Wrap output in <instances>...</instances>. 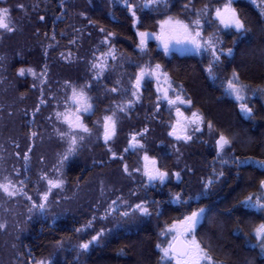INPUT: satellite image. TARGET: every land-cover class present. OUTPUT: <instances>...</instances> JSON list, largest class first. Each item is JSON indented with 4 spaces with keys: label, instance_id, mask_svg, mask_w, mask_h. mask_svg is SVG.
<instances>
[{
    "label": "trees",
    "instance_id": "16d2710c",
    "mask_svg": "<svg viewBox=\"0 0 264 264\" xmlns=\"http://www.w3.org/2000/svg\"><path fill=\"white\" fill-rule=\"evenodd\" d=\"M140 1L129 0V4L136 9L137 28L148 32L156 31L158 22L166 16L178 17L189 8L208 3L219 7L221 3L161 0L142 9ZM6 2L24 7L12 10L14 31L4 34L0 41V67L7 66L8 76L17 81L19 92L24 94L31 92L30 80L18 77L17 71L27 67L39 71L43 85L41 115L49 112L54 96L60 102L58 107H63L61 102L79 87L93 98L98 112L114 107L116 116H122L118 109L127 106L126 115L135 116L137 130H144L147 154L156 158L168 174L176 170L181 180L173 184L172 199L163 204L166 215H152L128 228L122 225L98 245H91L89 251L80 248L92 236V230L86 228L89 219L82 214L56 220L55 224L47 218L41 230L30 224L19 242L21 264H35L39 259L51 264H173L161 259L157 247H167L172 236L162 227L178 220L182 209L191 214L199 208L204 212L194 235L215 264H264V250L253 231L264 223V210L241 203L248 196L255 202L264 194V167L258 163L264 161V13L253 1H233L246 31L227 29L229 33L223 34L226 30L219 26L223 40L220 51L225 54L212 64L211 74L204 58L166 57L154 48L141 52L135 19L124 0ZM229 49L231 54L226 55ZM94 64H103L105 70ZM144 64L162 66L173 87L184 93L207 126L204 134L183 145L188 152L187 169L179 170L167 151L171 113L155 109L149 84L141 89L134 85L133 69ZM231 72L252 92L246 102L252 109L247 117L233 99L225 96ZM221 134L230 144L217 152L215 140ZM153 213L157 214L155 208Z\"/></svg>",
    "mask_w": 264,
    "mask_h": 264
},
{
    "label": "rangeland",
    "instance_id": "374dc122",
    "mask_svg": "<svg viewBox=\"0 0 264 264\" xmlns=\"http://www.w3.org/2000/svg\"><path fill=\"white\" fill-rule=\"evenodd\" d=\"M6 1L7 0H0V8H8L10 10V26L13 28L14 15L11 14L12 10H19L21 8L13 7L7 4ZM219 2H221L219 3V7H217L216 4L213 5L212 3H208L201 7H197L196 9L189 8V11L181 16L172 17L175 20L189 24L193 32L199 31L201 35L198 37V40L201 42L202 47L196 49L191 43L181 42L179 43V46H176L171 50L162 51L163 55L166 57H169L172 53L177 55H193L199 58H204L209 65L218 62L214 60L212 49L209 48L205 42H212L219 59L225 54L220 51L223 40L220 38L222 34L219 26L223 30H226L223 34H228L229 31L221 26L219 20L216 18L215 10L217 8H223L226 0H219ZM145 3V1L141 0L140 8H148L144 7ZM154 5L155 4L150 6ZM254 5L264 13V4H262L261 1L255 2ZM135 10L136 9L131 4L130 12L133 13ZM169 17L170 16H166L158 22L156 31L148 32L137 28L138 20L135 12L134 29L137 35L138 46L141 43V37L139 36L140 32L148 33L145 42H156L158 30L161 29L160 22L167 20ZM197 19L200 20V25L198 27L192 24V22ZM215 20L217 24L215 23ZM9 33L10 32L6 30L0 29V41L4 37V34L6 35ZM226 55L229 54L227 53ZM156 65L157 64L137 65L135 70L133 69V82L135 81L136 76L141 74L142 70L145 73H153L152 75H145L140 81L138 88L141 89L145 84L149 83L153 91V105L155 109L169 111L171 113L172 121L167 124V133L170 130L172 123H174L175 132L178 135L181 137H191V139L183 138V140H194L198 135L202 133L204 134L206 131L205 129H207L203 119L198 120L196 123H192L194 119L192 113L195 112L202 118L201 114L193 109L188 102L180 103L177 101L175 104L168 103L169 99L175 100L176 97L179 96V91L173 88L171 79L162 66H160L159 69H156ZM23 69L25 70L24 75L19 74L21 70L19 69L17 71V76L20 78L27 77L30 80V91L33 92L38 89V87L42 88V79L39 71L33 67ZM28 69H31L32 71H27ZM104 70L105 68L101 71ZM233 73L234 72L230 73L225 85V96L233 99L237 103L242 115L247 117L248 113L242 112L240 106L241 104H246L252 92L249 87L239 79L238 83L244 86V90L241 93L243 99L237 100L235 95L230 92L228 85V82L233 79ZM8 75L9 70L7 69V66H1L0 183L11 182V184L15 185L17 189H22V192L9 197L0 191V225H3V227H0V264H21L22 260L18 254L20 246L19 242L24 236H26L27 227L41 216H44L43 218H49L51 221H56L69 215L78 216L81 215V213L90 215L89 219L92 221L91 223L94 224V228L92 229V232H90L92 233V236L89 240L82 242V244L89 242L92 240L93 236L103 232V235L91 244L94 246L101 243L105 238L112 235L120 228H123L124 226V228L130 227L133 221L135 222L132 225L135 226L144 220L146 215H142L138 218L132 215L133 219L123 218L120 214L116 215L117 213H114L115 210L110 207L112 201L119 203L120 199L124 200L125 198H130L131 194L134 192L130 190V187H128L129 185L122 184V187L116 185L118 184V181L124 178L126 179V182H128L127 180L135 179V187L138 184L141 186V183L144 181L141 175L143 172L141 164L138 163L135 169L136 171L127 166L128 171L125 172V166H123V169L118 171V174L120 172V179L117 176L116 171L111 170L112 175H104L99 178L95 177L90 184L79 182L76 178H73V181L69 183L66 178L65 166L68 164V159L75 155L68 152L70 136L76 135L77 137L75 151L82 149L85 153L88 152L90 155V153L93 151L95 152L98 148L102 149L104 146H107L104 144L102 147L98 144L97 139L93 138H100L101 130L97 133H92L90 130L88 132L80 130L73 132L69 129V125L65 121V116L70 120H75L77 116H79L80 121L82 119V114L77 112L79 105L73 103L71 99L72 91L69 93L68 100L61 102V104L64 105L63 107H58L60 102L54 96V99L51 101L52 105L50 106L49 112L44 116L38 115V117H41L40 119L36 116L37 120L33 111L32 97L28 96V94L19 92L20 89L18 88L19 85L17 81ZM35 85L36 87L33 88ZM81 89V87L76 88L78 92ZM166 89L168 91V99L164 98V90ZM84 93L88 97V100L92 102L93 98L87 94L86 91H84ZM92 103L94 105V101ZM126 108L127 106L123 111L120 110L121 108L118 110L124 114H122V116L126 117V122H129V119H127L128 116L126 115ZM177 109H179V112H177ZM115 111L114 107L102 109L100 113L104 116L96 120L99 121L97 124L98 128H100L102 123L105 122L104 118L106 116H116ZM57 113H60L61 115L58 117ZM113 119L116 122V129L117 127L119 128V123L124 124V119L119 121H117L115 117ZM135 127L132 125V132H136L135 137L138 145H143V147L136 146L138 157L139 159L141 157L144 158L145 155L150 157L146 152L147 145L142 139L145 135L144 130L139 131ZM61 133H66L67 135L62 136ZM80 136H83L84 139L80 140ZM129 137L130 133L128 135V138ZM218 139L219 138H216V142ZM184 147L185 146L181 144L173 143L169 145V149H167V151L171 153L174 163H176L175 165L178 166L179 170L187 169L188 167V152L184 150ZM82 150L80 151L81 153H83ZM105 152L108 157L111 156L108 162L117 159V157H114L107 148L105 149ZM25 156L28 157L27 160L24 159ZM65 156H67V159H65ZM93 157L95 156H91L90 159ZM176 174L177 171H173L172 175L169 176V179L172 180L175 177L178 181L176 183H179V181H181L180 174L179 179ZM5 178H7V180ZM49 179L53 181H62V186L51 190L48 195L46 207L41 211L38 207L34 208L33 204L35 203L39 205L40 203H45L41 197L49 188ZM132 195H136L139 198L144 197L138 192ZM28 197H31V199H28ZM134 202L135 201H131V205L129 204L126 209H131V206L133 205L132 203ZM117 203L114 205H117ZM201 218L202 215L200 220ZM38 261H44V264H51L49 260ZM37 262L35 264H37Z\"/></svg>",
    "mask_w": 264,
    "mask_h": 264
},
{
    "label": "snow or ice",
    "instance_id": "6c2138e0",
    "mask_svg": "<svg viewBox=\"0 0 264 264\" xmlns=\"http://www.w3.org/2000/svg\"><path fill=\"white\" fill-rule=\"evenodd\" d=\"M161 0H147V2L144 4V7H149L153 4L160 3ZM124 3L131 8V5L129 4V0H124ZM253 3H255V0H253ZM261 3L264 4V0H261ZM233 0H226V3L224 4L223 8H217L215 10L216 12V18L219 20L220 24L223 25L225 28H235L237 32L246 31L245 23L239 16L237 10L232 7ZM19 8H23V5H18ZM133 16L135 15V12L132 13ZM43 19V17H41ZM11 20H10V10L8 8H0V29L6 30L8 32L14 31V29L10 26ZM193 25L199 26L200 20L197 19L192 22ZM161 26V33L159 36H157V39H161L164 48L167 51L170 47V44L172 43L173 39H175L176 43L186 42L191 43L195 46L196 49H200L202 47L201 42L198 40V37H200L201 33L199 31L193 32L192 28L189 24H185L182 21L175 20L172 17H169L165 21L160 22ZM103 31V29H101ZM139 36L141 37V46L145 43V39L148 36V33L140 32ZM179 36V39H176V37ZM209 48L212 49V55L214 57L215 61L219 60V56L216 55V49L212 45L211 41L205 42ZM231 49L228 50V54H231ZM115 58V57H113ZM93 67H100L103 69L104 65H96L94 64ZM160 65H156V69H159ZM27 71H32L31 69H28ZM209 73L212 72V64L209 65L208 69ZM25 70H20V75H24ZM153 73H145L143 70L141 71V74L137 76L136 79V87L138 88L140 85V81L144 78L145 75H152ZM34 75V73H33ZM239 77L233 73V79L228 82L229 90L231 93L235 95V98L237 100H242L243 96L241 93L244 90V86L240 85L238 83ZM112 91H116V89H112ZM135 95V93H133ZM164 98L168 99V91L167 89L164 90ZM73 103L79 105L77 108V112L83 111L88 112L91 108V105L88 103V97L85 95L83 89H81L79 92L76 90V88L72 89V97H71ZM177 101L180 103H184L185 101L182 100L179 96L176 97L175 100L169 99V104H175ZM190 103V101H188ZM240 109L244 113L251 114L252 109L249 108L246 104H241ZM121 111L124 110V108L121 107ZM177 112H179V109H177ZM61 114L57 113V116L59 117ZM192 117L194 118L192 123H196L198 120H201L202 118L198 116L197 113L193 112ZM104 139L105 142H107L109 139L112 138V136L115 135V128H116V122L113 119L112 116H106L104 118ZM65 121L69 125V129L73 132L76 130H80L83 132H88L89 129L83 125L82 122H80L79 116L75 118V120H70L67 116H65ZM209 127L211 128V124H209ZM199 130V129H196ZM175 129L172 133H169V135H174ZM35 135V134H34ZM62 136L67 135L66 133H61ZM177 139H191L190 136L181 137L179 135L176 136ZM80 140H83L84 137L80 136ZM133 143L130 144V147H136L140 146L143 147V145H138V142L136 141V137H132ZM230 144V140L226 138L223 134L220 135L219 140L217 141V145L221 150L224 149L226 145ZM77 145V137L76 135L70 136V145L68 152L72 153L75 151V146ZM127 151V149H125ZM113 156H115V153H113ZM25 160L28 159L27 156L24 157ZM65 159H67V156H65ZM145 161L149 160V157L145 155L144 157ZM247 161H242V163H246ZM262 167H264V161L258 162ZM156 162L154 160L150 161V165L146 164L144 168V175L148 178V180L155 181L159 180L161 183L165 181V179L168 176V173L160 171L155 167ZM124 171L127 172V166L125 165ZM223 175V173H221ZM177 178L179 179V173L176 174ZM7 180V178H5ZM22 183V182H21ZM211 183V181H209ZM49 188L48 190L42 195L41 199L45 203H40L39 205L33 204V207H38L41 211H43L46 207V202L48 200V195L51 192L53 188H59L62 186V181H53L51 179L48 180ZM261 187L264 188V182H261ZM0 191L5 193L7 196L12 197L17 195L18 193L22 192V189H17L15 185H12L11 182L8 183H0ZM28 199H31V197H28ZM177 200L180 199L179 195L176 197ZM262 199H264V194H261L260 196H257V199L255 202H253V197L248 196L244 201L241 203L248 208H259L261 210H264V202H262ZM115 203V201H113ZM31 210V209H30ZM136 210H138L141 214L148 215V208L144 207L142 204L136 205ZM204 209L201 208L199 211H194L191 213V215L184 217L181 221H179V226L173 225L170 227L167 231L168 232H175V235H173L171 242H168L167 247H161L160 245H157L158 248H160V251L162 252V260H166L169 262H173L174 264H215V262L212 260V257L205 251V249L201 246L200 242H198L195 238L194 232L196 225L199 223L200 217L203 214ZM123 215L127 216L129 213L125 212ZM91 222H89L90 226ZM0 227H3V225H0ZM79 231V230H78ZM255 239L258 242V246L261 248V250H264V223H261L257 227L253 229ZM103 235V232L98 233L96 236L92 237V241H89L87 243H83L80 245V248L83 250H87L89 248V245L97 241L99 237ZM37 264H44V261H38Z\"/></svg>",
    "mask_w": 264,
    "mask_h": 264
},
{
    "label": "flooded vegetation",
    "instance_id": "af4514ba",
    "mask_svg": "<svg viewBox=\"0 0 264 264\" xmlns=\"http://www.w3.org/2000/svg\"><path fill=\"white\" fill-rule=\"evenodd\" d=\"M227 29L236 30L235 28H227ZM176 39H179V36H177ZM171 44H173L172 48L179 46V43H176L175 39H173ZM138 47H140L139 49L141 52H143L145 49H150V48H154V49H157L158 51L162 52L161 50L158 49L157 41L156 42H145L143 44V46H141V43H140ZM171 49H169V50H171ZM171 55H177V54L172 53ZM179 56H187V55H179ZM29 85H30V83H29ZM35 87H36V85L33 88H35ZM18 88H19V86H18ZM30 88H31V85H30ZM174 89L177 90V88H174ZM177 91H179V90H177ZM178 95L185 102L189 101L188 98L181 91H179ZM28 96H30V97L33 96L32 97V99H33L32 104H33V108H34L33 111L35 114V118L37 119L38 115H41V103H42L41 87H38V89L34 90L33 93L29 92ZM92 102L90 100H88V103L91 105V108L88 112L80 111V113L82 114V119L80 122H82L83 125L86 126L90 130V132H92V133H97L101 130V137L100 138L99 137H93V136L92 137L94 139H97L98 144H100L102 147L104 146V144L107 145V146H104V148L105 149L107 148V150L112 154L115 153L114 157H117V159L111 160V162H108L109 159L111 158V156L110 157L107 156V153L105 152L104 148H102V149L98 148L95 152L93 151L92 153H90V155L88 154V152L85 153V151H83L82 149L81 150L83 153H81L80 152L81 150L78 149V150L72 152V154H75V155L68 159V164H66V166H65L67 181L72 182L73 178H76V180H78L79 182L90 184V182L95 177L99 178V177L104 176V175L105 176L112 175L111 170L116 171L117 176L120 179V172L118 174V171L120 169H123V166L126 165V166L132 168L134 171H136L135 169H136L138 163H140L142 170H143L141 175H142V179L144 180L141 183V186H139L140 184H138L136 186L137 187L136 188L135 187V183H136L135 179H130V180H127L128 182H126L125 178L118 181L117 182L118 184H116V185H118L119 187H122L123 185H129L128 187H130V190L134 191L132 194H135L136 192H138V193L142 194L144 197L139 198L138 196L131 194L130 198H125L124 200L120 199L119 203H117L115 201V203H117V205H114L115 203H113V201H112V205L110 207H111V209L115 210L114 213H117L116 215L120 214L123 218L133 219V216L138 218V217H141L142 215H144V214H141L138 210H136L137 204H142L144 207L148 208L149 214L146 215L145 218H147V217L151 218L152 215L155 217H162L164 214L166 215V213L163 210L164 209L163 204H164V202L170 201L172 199V198H170V196H171L170 192L172 190L173 184L178 182L177 179L174 177L172 180H170L169 176L172 174H168L167 178L165 179V181L163 183H161L159 180H155V181L150 182L148 180V178L144 175L145 165L149 164V166H151L150 161H152V160H154L156 162L155 167L157 169H159L160 171H163V172H166V171L159 165V162L156 158L149 157L148 161H145L144 158H142V157L139 159L138 150L136 149V147H130V144L133 143L132 137L135 136V134H136V132H132V125L134 127L136 126V117L135 116H128L127 119H129V122H126L127 120H126L125 116H114L117 121L124 119V124L119 123V128L118 127H117V129L115 128L114 137H112L107 142H105V139H104V123L105 122H103L101 127L98 128L97 124L99 123V121H96L104 115L101 114L100 111L99 112L97 111V109L95 108V106L93 105ZM38 118L40 119L41 117H38ZM174 129H175V124L172 123L171 128L167 133V136L169 137L168 138L169 141L166 143L169 145H171L173 143L181 144V145L187 144L189 142V140H183V138L177 139L176 136L178 134L176 132L174 135H169V133H172L174 131ZM129 133H130V137L128 138ZM169 145L167 146V148H169ZM215 146H216V151L219 152L220 150H217L216 140H215ZM125 149H127V151H125ZM91 156H95V157L90 159ZM122 161H123V163H122ZM138 198H139V200H138ZM131 201H135L134 203H132L133 205L131 206V209H126V207L131 203ZM180 204L183 208V203H180ZM154 208H155L157 214L153 213ZM178 210L181 211V208H179ZM199 210H200V208L195 210V211H199ZM125 212L129 213L130 217H129V215H127V216L123 215V213H125ZM110 213H111V211H110ZM81 214L84 217H86L87 219L90 218V215H88V214H84V213H81ZM177 215H178L177 217L179 218L178 220H175L172 223V225H163L162 229L163 230L165 229V231H167L173 225L179 226V221H181L184 217L189 216L191 214L184 213L183 209H182V212L178 213ZM202 216H203V214H202ZM43 217L44 216L39 217V219H37L34 222L37 225L39 230H41V227L46 223L47 218H43ZM70 217H72V216L69 215V216H66L64 218H70ZM51 222L53 224L56 223V221H53V220ZM89 222H92V221H90V219H89V221L87 222L86 228L88 230H92L94 228V224L91 223L89 226ZM134 222L135 221H133L132 224H134ZM197 225H196V227H197ZM171 233H172V236L168 239V242H170L172 240L173 235H175V232H171ZM91 244L89 245V248L87 249V251L90 250Z\"/></svg>",
    "mask_w": 264,
    "mask_h": 264
},
{
    "label": "water",
    "instance_id": "95a60500",
    "mask_svg": "<svg viewBox=\"0 0 264 264\" xmlns=\"http://www.w3.org/2000/svg\"><path fill=\"white\" fill-rule=\"evenodd\" d=\"M219 23H220V22H219ZM221 26H222L224 29H227V28H225L223 25H221ZM160 33H161V29L158 30L157 36H159ZM157 36H156V39H157ZM157 45H158V49H159V50H161V51H164V50H165V48H164V44H163V42H162L161 39H157ZM172 46H173V44H170L169 49H171ZM169 49H168V50H169ZM137 76H139V74H138ZM137 76H136V78H135L134 85H136V79H137ZM218 140H219V139H218ZM217 150H220V148H219L218 145H217Z\"/></svg>",
    "mask_w": 264,
    "mask_h": 264
}]
</instances>
